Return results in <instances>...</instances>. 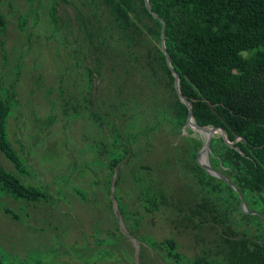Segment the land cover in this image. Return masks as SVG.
Instances as JSON below:
<instances>
[{
	"label": "rangeland",
	"instance_id": "obj_1",
	"mask_svg": "<svg viewBox=\"0 0 264 264\" xmlns=\"http://www.w3.org/2000/svg\"><path fill=\"white\" fill-rule=\"evenodd\" d=\"M47 1L2 0L0 6L7 20L0 32L1 86L16 103L8 139L26 173L0 153L1 164L47 196L34 206L0 195L3 264H223L208 233L172 223L176 216L166 201L183 202L186 195L182 182L170 180L163 150L178 140L177 132H167L161 112L159 122L153 118L151 100H161L162 88L145 85L146 108H132L135 98L145 101L127 79L123 55L111 49L89 57L74 8L63 4L51 24L38 8ZM69 1L87 11L80 0ZM21 14L29 15L26 31L18 28ZM85 68L97 70L93 81ZM133 111L147 116L139 127L149 133L139 144ZM126 143L136 157L129 153L110 168V146L118 157Z\"/></svg>",
	"mask_w": 264,
	"mask_h": 264
},
{
	"label": "trees",
	"instance_id": "obj_2",
	"mask_svg": "<svg viewBox=\"0 0 264 264\" xmlns=\"http://www.w3.org/2000/svg\"><path fill=\"white\" fill-rule=\"evenodd\" d=\"M80 2L87 11L69 0L40 2L38 8L55 24L59 8L71 6L89 57L111 49L122 54L127 79L134 81L135 91L144 101L145 85L163 90L160 101L152 97L156 107L153 118L159 122L161 112L167 132H177L172 137L178 140L163 150L171 166L170 180L182 182L186 195L183 202L166 201L176 216L173 225L208 233L214 256L223 264H264V0H149L152 12L145 0ZM2 3L0 0V6ZM28 19L27 14L18 16L19 30H27ZM163 22L166 50L179 76L180 91L192 105L195 124L218 130L201 160H208L239 189L247 212L241 209L239 194L225 180L197 163L207 137L187 125L189 109L175 89V76L162 48ZM6 30L7 20L0 10V32ZM85 70L93 81L97 70ZM1 81L0 76V92L4 90L0 93V153L22 174L26 162L9 141L7 131L15 96ZM147 103L135 98L130 104L136 109L146 108ZM160 105L163 109L157 111ZM134 113L131 127L139 144L149 128L139 127L147 116ZM126 144L129 147H120L118 157L112 152L116 143L110 146L111 167H117L129 153L136 157L132 144ZM3 193L32 204L46 198L42 190L8 172L0 158V195ZM171 243L174 241L168 240L166 245ZM204 255L207 260L208 253Z\"/></svg>",
	"mask_w": 264,
	"mask_h": 264
},
{
	"label": "water",
	"instance_id": "obj_3",
	"mask_svg": "<svg viewBox=\"0 0 264 264\" xmlns=\"http://www.w3.org/2000/svg\"><path fill=\"white\" fill-rule=\"evenodd\" d=\"M145 4H146V7L148 8V10L150 12H152V9H151V6H150V3H149V0H145ZM157 18L158 16L155 15ZM162 48L164 50V52L166 53V56H167V60H168V66L169 68L171 69V71L173 72L174 76H175V89L180 97V99L187 105L188 109H189V114H188V119H187V125L193 129V130H196V131H199V132H202L206 135L207 137V142H206V145L204 147V149L198 154L197 156V163L198 165L203 168L206 172H208L209 174H211L212 176H215V177H218L220 179H223L225 180L240 196V200H241V209L244 211V212H247V208H246V205H245V202H244V198H243V195L242 193L239 191V189L233 185L227 178H225L220 172L216 171L209 163L208 160H206L205 162H202L201 160V157L204 155V153H206L207 151L210 150V147H211V142H212V139L214 137V134L218 131L216 128H205V127H200L198 125L195 124L194 122V119H193V113H192V105L191 103L182 95L181 91H180V87H179V76L178 74L174 71L172 65H171V60H170V57L167 53V50H166V46H165V23L163 22V31H162ZM221 133L223 135V138L226 141V138H225V134L224 132L221 130ZM228 143V142H227ZM230 145V143H229Z\"/></svg>",
	"mask_w": 264,
	"mask_h": 264
},
{
	"label": "crops",
	"instance_id": "obj_4",
	"mask_svg": "<svg viewBox=\"0 0 264 264\" xmlns=\"http://www.w3.org/2000/svg\"><path fill=\"white\" fill-rule=\"evenodd\" d=\"M110 168H112V167H110ZM34 186V185H33ZM45 193V192H44ZM46 194V193H45ZM76 194H79L78 192H76ZM46 198H47V196H46ZM46 198H45V201H46ZM26 202V201H25ZM42 202H39V203H36V204H34V206H38L39 204H41Z\"/></svg>",
	"mask_w": 264,
	"mask_h": 264
}]
</instances>
